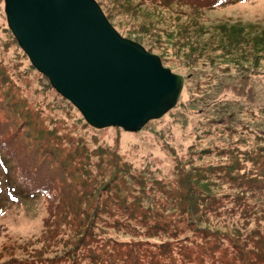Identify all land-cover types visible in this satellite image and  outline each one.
<instances>
[{
  "label": "rangeland",
  "instance_id": "rangeland-1",
  "mask_svg": "<svg viewBox=\"0 0 264 264\" xmlns=\"http://www.w3.org/2000/svg\"><path fill=\"white\" fill-rule=\"evenodd\" d=\"M97 1L123 36L184 76L182 94L174 108L138 132L92 126L31 63L8 26L5 2L0 0L1 115L12 129L21 127L29 154L47 157L56 180L51 194L35 190L20 169L15 181L1 160L7 151L1 152L0 259L16 256L28 263L36 255L39 260L32 264H83L88 248L108 251L121 244L126 251L131 241H141L139 251L148 259L160 242L145 236L148 225L173 217L177 235L160 234L172 241L176 260L187 258L178 252L187 241L188 264H242L240 246L249 252L258 247L252 231L263 227L264 234V203L256 204L263 198L240 200L233 183L225 181L213 203L203 207V221L188 223L183 220L188 215L170 214L145 219L141 215L151 199L143 197V205L133 209L132 187L123 183L128 181L126 171L116 169L126 164L134 175L170 184L149 190L158 201L162 192L178 184L180 167L221 166L238 156L240 173L247 172L244 167L250 172L264 169V51L254 48L252 37L235 44L223 31L240 27L250 36L260 33L264 0H228L204 12L190 6L169 9L158 0ZM239 36L235 32L232 38ZM121 204L138 217H130ZM247 209L251 217L245 216ZM219 237V249L203 251L202 246L209 249Z\"/></svg>",
  "mask_w": 264,
  "mask_h": 264
},
{
  "label": "water",
  "instance_id": "water-1",
  "mask_svg": "<svg viewBox=\"0 0 264 264\" xmlns=\"http://www.w3.org/2000/svg\"><path fill=\"white\" fill-rule=\"evenodd\" d=\"M31 63L96 128L138 132L174 108L185 78L123 36L97 0H4Z\"/></svg>",
  "mask_w": 264,
  "mask_h": 264
},
{
  "label": "trees",
  "instance_id": "trees-1",
  "mask_svg": "<svg viewBox=\"0 0 264 264\" xmlns=\"http://www.w3.org/2000/svg\"><path fill=\"white\" fill-rule=\"evenodd\" d=\"M159 5L167 8L176 7L182 8L183 6H190L195 10H200L202 12L206 9L214 8L216 6L226 3L228 0H158ZM100 4V3H99ZM101 5V4H100ZM102 7V6H101ZM185 13L184 11H181ZM110 18V17H108ZM110 20V19H109ZM236 26V25H234ZM239 28V29H238ZM232 28L228 30L224 28L223 31L227 34L230 41L233 40V43L240 44L244 42L243 38L252 37V43L255 49L264 51V29L253 36H250V33H245L243 28ZM238 35L242 34L237 38H232L234 33ZM232 42V41H230ZM229 42V43H230ZM235 43V44H236ZM205 49V47H202ZM10 120L3 114L1 115L0 111V153L4 150L7 151L6 156L3 161L7 166L10 175L14 177V180H17L18 171L21 170V175L24 180H29L32 182V186L35 190L46 191L47 194H51L56 187V180L53 176L55 171H53L52 165L50 167V161L47 157H44L43 160H40V157L35 156L34 154H29L26 151V145L23 144L22 139L24 138V133L21 130V127H16L15 130L11 128ZM46 145V144H44ZM49 145V144H48ZM53 147L49 145V150ZM48 149V148H47ZM48 157L50 152H47ZM2 155V154H1ZM252 157V156H251ZM232 161L221 165L215 166L209 164L207 166H193L190 169L180 167L178 184L173 188V190H168L162 192L158 201L157 197L149 194L150 189L160 188L169 186L170 184L163 183L160 179L156 177L149 176H140L134 175L131 172V169L126 164L119 166L116 171L125 172L123 175L127 180H123L124 185L131 188V193H133V198L136 199V202L130 203L133 209H136L137 206L143 205V197L147 196L151 199L148 207L145 206V212L141 215L142 218L148 219L151 217L163 216L170 214V216H184V221L188 223H193L192 221H203V215L206 216V212L203 210V207L210 206L209 203H213L216 195L219 193L218 189L222 186L225 181H230L233 183V186L238 190L237 197L240 200H244L247 196L256 199V201L264 200V185H259L260 182H264V169H256L255 172H250L249 168L244 167L247 172L240 173L241 169V160L238 156H231ZM255 160V158L252 157ZM11 161V163H10ZM223 168V169H222ZM224 168H227L226 171H223ZM221 171H218V170ZM238 170V171H237ZM250 173L251 175H247ZM261 173L263 175H261ZM253 174H255L253 176ZM18 183V182H17ZM118 197L122 200L126 199V196L122 195V188L117 187ZM130 190V189H129ZM260 198H263L261 200ZM167 201L165 204V201ZM125 201V200H124ZM123 201V202H124ZM264 202L256 203L258 205ZM128 212H130L127 205L121 204ZM58 207V203H57ZM97 208V207H96ZM98 210V208H97ZM246 217H251V210H243ZM96 212L93 213V218L95 217ZM130 217H138L137 214L129 213ZM262 220V219H261ZM264 221V219H263ZM173 217H170L169 220H166L164 223L155 221L153 224L148 225V230L146 232V237L158 238L160 242L156 244L157 251H151V256L148 259L144 258L140 253L141 241H131L126 242L129 246L126 251H122L121 247H113L108 251H98L94 248L86 249L87 255L84 254L81 257V261L84 260L83 264H188L187 258L188 255L185 254L187 251V245L189 243L184 241L181 246H178L179 255H185L187 258L182 262H179L175 258L173 252V243L171 240H166L162 238L161 232H168L170 236L177 235V230L174 228ZM263 231V227H262ZM260 228L252 231L253 238L255 239V245L258 247L251 248L249 252H246L245 249L240 246L238 249V256L242 260V264H264V234ZM134 233V232H133ZM83 235V234H82ZM83 237V236H82ZM80 237V239H82ZM221 237V236H220ZM220 237L214 242V246L207 249L202 246L204 252L212 253L221 247L222 241L219 240ZM223 239V238H222ZM84 240L81 241V243ZM79 243V245L81 244ZM78 244L76 243L75 246ZM234 246H238L235 243ZM85 247H88L85 246ZM73 251V250H72ZM74 255V254H73ZM73 255L69 257L74 258ZM31 261L28 263L18 260L16 256H11L9 259H0V264H32L36 259V255H32ZM158 256V258H157ZM80 261V262H81ZM205 262V258L202 260ZM74 263V261H73ZM200 264V263H199ZM206 264V263H205Z\"/></svg>",
  "mask_w": 264,
  "mask_h": 264
}]
</instances>
